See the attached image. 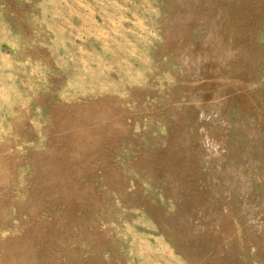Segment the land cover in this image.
Returning a JSON list of instances; mask_svg holds the SVG:
<instances>
[{
    "label": "rangeland",
    "instance_id": "374dc122",
    "mask_svg": "<svg viewBox=\"0 0 264 264\" xmlns=\"http://www.w3.org/2000/svg\"><path fill=\"white\" fill-rule=\"evenodd\" d=\"M0 264H264V0H0Z\"/></svg>",
    "mask_w": 264,
    "mask_h": 264
}]
</instances>
